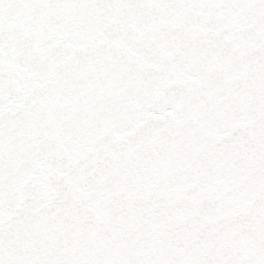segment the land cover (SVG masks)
I'll return each mask as SVG.
<instances>
[{
	"label": "snow or ice",
	"instance_id": "obj_1",
	"mask_svg": "<svg viewBox=\"0 0 264 264\" xmlns=\"http://www.w3.org/2000/svg\"><path fill=\"white\" fill-rule=\"evenodd\" d=\"M0 264H264V0H0Z\"/></svg>",
	"mask_w": 264,
	"mask_h": 264
}]
</instances>
